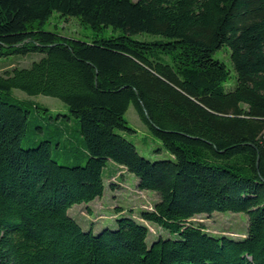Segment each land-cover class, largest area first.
<instances>
[{"label":"trees","instance_id":"16d2710c","mask_svg":"<svg viewBox=\"0 0 264 264\" xmlns=\"http://www.w3.org/2000/svg\"><path fill=\"white\" fill-rule=\"evenodd\" d=\"M55 12L121 34L59 36L43 29ZM143 33L167 40L133 38ZM33 55L0 74V264H264V0H0V61ZM15 90L68 106L85 164L54 158L62 140L23 147L34 106ZM132 105L172 159L145 158L121 133H135ZM110 164L159 195L141 217L171 237L149 245L132 217L95 233L71 216L104 197ZM224 212L248 216L244 238L194 222Z\"/></svg>","mask_w":264,"mask_h":264},{"label":"rangeland","instance_id":"374dc122","mask_svg":"<svg viewBox=\"0 0 264 264\" xmlns=\"http://www.w3.org/2000/svg\"><path fill=\"white\" fill-rule=\"evenodd\" d=\"M43 29L59 36L83 41L109 38L121 34L112 28L104 29L97 34L83 24L79 18H65L57 12L46 22ZM133 38L143 42L167 40L161 36L146 33L136 35ZM40 57V55L12 57L0 61V74L17 67H30ZM215 57L224 62L231 70V77L225 85L228 89L234 88L237 84V74L231 61L230 48L224 46ZM15 96L34 106L32 107L30 131L22 144L24 148L36 147L45 139H51L54 142L62 140V144L57 145L54 149V158L57 161L71 166L86 163L88 156L84 138L78 131L79 121L71 116L66 104L54 97L29 96L21 90H15ZM39 107L41 110L43 108L48 109V112L39 111ZM126 119L129 127L135 130V133H121L136 145L142 156L152 161L172 159V155L164 148L162 142L150 133L134 105L130 107ZM105 187V195L102 199L88 205H76L70 211L71 216L79 222L84 230L88 231L93 228L95 233H99L105 228L116 229L119 218L132 217L149 228V245L160 237H171L167 230L146 222L141 217L142 211L154 210L155 205L160 201V197L155 192L140 190L139 179L135 175L130 174L125 168L110 164L105 171ZM194 222L204 224L207 227V232L212 235L229 236L235 240H240L246 236L249 220L245 213L224 212L215 213L212 216L201 215L195 218Z\"/></svg>","mask_w":264,"mask_h":264}]
</instances>
